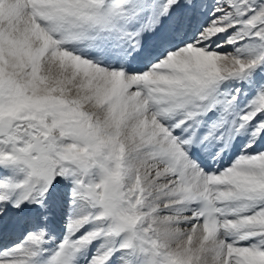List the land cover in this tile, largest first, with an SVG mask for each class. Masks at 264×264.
<instances>
[{
	"label": "snow or ice",
	"instance_id": "1",
	"mask_svg": "<svg viewBox=\"0 0 264 264\" xmlns=\"http://www.w3.org/2000/svg\"><path fill=\"white\" fill-rule=\"evenodd\" d=\"M0 264H264V0H0Z\"/></svg>",
	"mask_w": 264,
	"mask_h": 264
}]
</instances>
